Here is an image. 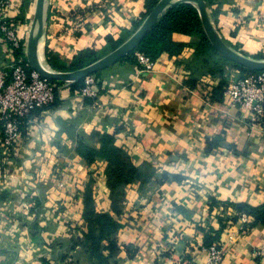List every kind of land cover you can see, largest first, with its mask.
<instances>
[{"label": "crops", "instance_id": "crops-1", "mask_svg": "<svg viewBox=\"0 0 264 264\" xmlns=\"http://www.w3.org/2000/svg\"><path fill=\"white\" fill-rule=\"evenodd\" d=\"M10 1L28 40L36 0ZM147 1L50 0L43 63L53 69L49 55L62 70L84 50L104 57L135 33ZM205 1L228 45L264 53V0ZM173 38L182 51L163 53L149 72L126 58L99 71L95 98L80 95L85 80L61 81L55 103L34 112L14 152L0 147V264H178L184 255L204 264L198 248L209 229L224 239L223 264H264L253 254L264 244L262 220L251 217L241 237V221L227 230L215 217L219 204L264 205V118L251 119L221 92L220 80L242 74L234 62L200 37ZM9 51L0 39L1 63H10ZM209 140L218 144L208 150ZM82 144L109 156L89 161ZM89 209L99 217L93 225Z\"/></svg>", "mask_w": 264, "mask_h": 264}, {"label": "built area", "instance_id": "built-area-1", "mask_svg": "<svg viewBox=\"0 0 264 264\" xmlns=\"http://www.w3.org/2000/svg\"><path fill=\"white\" fill-rule=\"evenodd\" d=\"M76 14L79 22L82 13ZM21 25L22 21L12 13L11 1L0 0V39L8 46L11 56L8 65L0 61V147L8 154L16 149L22 137V127L32 118L34 112L48 108L55 102L58 87L55 80L45 78L31 68L26 56L28 40H24L20 35ZM136 55L142 71L149 72L154 69L155 62L147 55L142 52H137ZM208 83L205 79L201 81V85ZM98 84L95 75L87 76L80 95L97 97L100 91ZM223 94L233 106H238L251 119L264 118V71L239 76L233 73L223 86ZM215 212V217L221 216L228 221L227 230L234 227L236 219L243 223L238 236H246L253 228L252 216L232 204H219L215 207ZM235 237L232 234L230 241H234ZM176 245V241H170L167 249L176 250ZM198 251L207 254V262L204 264H223L222 235L210 246L202 244ZM253 254L264 263V244L257 246ZM178 264L202 263H199L195 256L187 259L184 255Z\"/></svg>", "mask_w": 264, "mask_h": 264}, {"label": "trees", "instance_id": "trees-1", "mask_svg": "<svg viewBox=\"0 0 264 264\" xmlns=\"http://www.w3.org/2000/svg\"><path fill=\"white\" fill-rule=\"evenodd\" d=\"M159 0H148L146 4V11L142 14L141 20L136 23V29L140 27V25L143 23L144 19L149 15V13L155 8V6L158 4ZM20 21L23 20L21 17L19 19ZM175 33H181L187 36L191 37H200V45L202 46H211V42L209 38L206 36V33L204 31V26L202 23V19L199 13V10L189 3H183L180 5H177L173 7L147 34L145 39L142 41V43L139 45V47L130 55L126 57L127 60H133L137 62L136 53L142 52L145 55H147L152 61L156 62L160 58V56L163 53H168L169 55H177L179 54L182 49L184 48L185 44L181 42H177L174 40L173 35ZM123 41L115 42L113 43L112 49H117ZM21 51V50H20ZM23 53V52H22ZM101 56L98 55V53L94 50H84L81 53H79L75 61L72 63L71 66H64L62 70L59 71H74L81 69L83 67H86L90 65L91 63L97 61L100 59ZM48 64L53 67V69H57L55 67V62L49 55L46 56ZM254 58L257 59H264V53L258 54ZM125 59V58H124ZM233 63V62H232ZM236 68H238L242 74H250V73H256L258 71L250 70L248 68H245L241 65L234 64ZM99 72L96 74H93L97 77ZM84 81L82 79L77 83V86L81 85V83ZM55 83L58 85L61 83V81H55ZM225 82H221V92L223 91V86ZM55 103V102H54ZM53 103V104H54ZM53 104L51 106H53ZM50 106V107H51ZM113 138L110 136H106L104 138V141L106 143L112 141ZM218 140H209L207 141V147L214 148L217 146ZM80 151L82 154L89 160L92 161L94 157L101 155V156H109L106 150L97 151L96 149L82 144L80 147ZM116 153V151H115ZM117 156V154H116ZM89 203L91 204V201L89 200ZM232 204L233 206L237 207L239 210L244 211L248 214H250L252 217L256 218L257 220H262L264 222V205L260 207H252L250 205L242 204V203H228ZM87 216L90 221V224L93 225L95 220L99 219V217H95L92 213V210H87ZM218 219L224 223L223 217L217 216ZM103 222V225L107 226V228L104 229V231L111 230V227L114 226V223L111 222V220L104 216L100 218ZM103 231V234H104ZM91 235H95V231L92 228L91 229ZM221 237V233L209 229L206 237V241L203 243L205 246H210L214 242L218 241ZM190 258L187 256V259ZM182 259L180 257L179 261ZM178 261V262H179Z\"/></svg>", "mask_w": 264, "mask_h": 264}, {"label": "water", "instance_id": "water-1", "mask_svg": "<svg viewBox=\"0 0 264 264\" xmlns=\"http://www.w3.org/2000/svg\"><path fill=\"white\" fill-rule=\"evenodd\" d=\"M183 2H190L198 8L210 42L223 57L250 70L264 71V59H257L236 51L220 36L210 20L205 0H159L155 8L128 40L104 57L86 67L74 71L54 70L43 63L40 54V44L46 31L50 0H36L34 19L26 47L27 60L31 68L38 71L45 78L69 83L79 82L89 75L96 74L101 70L111 67L133 53L145 39L149 31L167 12L177 4ZM183 246L184 242L179 244V251L183 252Z\"/></svg>", "mask_w": 264, "mask_h": 264}, {"label": "rangeland", "instance_id": "rangeland-1", "mask_svg": "<svg viewBox=\"0 0 264 264\" xmlns=\"http://www.w3.org/2000/svg\"><path fill=\"white\" fill-rule=\"evenodd\" d=\"M36 5V4H35ZM47 65V64H46ZM233 70V69H232ZM234 73V71H232ZM241 75V74H238V76ZM85 80V79H84Z\"/></svg>", "mask_w": 264, "mask_h": 264}]
</instances>
